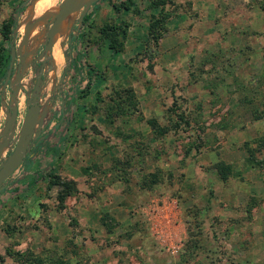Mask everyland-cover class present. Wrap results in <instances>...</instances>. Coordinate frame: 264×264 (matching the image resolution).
<instances>
[{
	"label": "rangeland",
	"instance_id": "1",
	"mask_svg": "<svg viewBox=\"0 0 264 264\" xmlns=\"http://www.w3.org/2000/svg\"><path fill=\"white\" fill-rule=\"evenodd\" d=\"M19 1L0 0V30ZM62 1L31 0L0 34V131L10 46L42 49L37 16ZM80 15L61 24L40 91L57 122L40 149L58 143L64 157L23 159L6 179L0 264H264V0H100ZM113 25L119 51L100 30ZM42 59L25 58L2 157ZM62 181L73 183L60 202ZM87 215L95 229L80 227Z\"/></svg>",
	"mask_w": 264,
	"mask_h": 264
},
{
	"label": "water",
	"instance_id": "2",
	"mask_svg": "<svg viewBox=\"0 0 264 264\" xmlns=\"http://www.w3.org/2000/svg\"><path fill=\"white\" fill-rule=\"evenodd\" d=\"M30 1L31 0H28L27 4ZM98 1L100 0H63L62 3L57 7L56 12L37 16L38 19L42 20V26H48L43 42H41L42 49L34 48L29 52H25L24 50H26L27 47H25L24 43L22 42H19L16 48L10 46L9 64H12L15 54H18V60L14 71V82L16 85L11 91H9V100L5 104L6 118L0 131V191L3 190L6 185V179L21 164L24 156L31 147L33 140H42L46 134L40 133L42 129V122H38L36 119L38 115L42 116L43 119L45 114L44 112L46 110L45 108L44 112H41L43 111V108L41 107L39 99L41 96L40 91L41 87L43 86L44 78L47 75V72L52 69V66H55V62L50 56L54 42L55 29L65 18L79 10H81V15L78 20L80 21L86 9L90 6H94V4ZM16 27L17 24L14 26L13 35L15 33ZM33 54L36 56L38 55L39 57L42 56L43 59L39 63V68L36 73L32 88L25 96V111L20 123L18 134L13 140V148L5 157H2L1 153L7 146L8 139L12 133L13 125L15 123L16 107L12 103L18 89L19 81L21 79V71L23 70V67L26 63L25 58ZM45 60H48V66L46 69L43 67Z\"/></svg>",
	"mask_w": 264,
	"mask_h": 264
},
{
	"label": "trees",
	"instance_id": "3",
	"mask_svg": "<svg viewBox=\"0 0 264 264\" xmlns=\"http://www.w3.org/2000/svg\"><path fill=\"white\" fill-rule=\"evenodd\" d=\"M27 2H28V0H22V1L17 2L16 6L13 8V15L12 14L9 15L8 18L2 22L0 34L3 38H5L7 40L10 39V36L8 35L7 31H9V28H12L16 25V17L22 12V10L26 6ZM87 18H88V15H85L82 19L85 20ZM115 28H116V26L113 25L110 28L102 27V28H100V30H101L103 35L110 36V35L106 34V31H108L109 29H115ZM113 35L114 36L113 37L110 36V39L108 40V44H107L108 48L112 49L113 51H119L120 45L117 44V38H115L116 35L115 34H113ZM70 39H71V37L69 35V42H70ZM68 48L71 49L72 46L69 45ZM8 60H9V54H7V58H6V61H8ZM3 62H4V60H2V58H0V63H3ZM71 62H72V65L74 66L75 61H71ZM41 144H42V140H38V139L33 140L31 147L29 148V150L27 151L26 155L23 158V159H26V162L24 164H22L25 169H27L29 164H31V160L36 155L37 150L41 146ZM223 167L224 166L219 165V176L222 180H224L226 178V173L223 172L224 170H222ZM68 182H70L71 184L73 183L71 181H68ZM68 182L62 181L59 183L64 188V189L60 188L61 192H59V194L57 196L59 198L60 202H62L64 197L66 195H68L72 190V189L68 190V188H69V185L67 186ZM57 184H58V182H57Z\"/></svg>",
	"mask_w": 264,
	"mask_h": 264
},
{
	"label": "crops",
	"instance_id": "4",
	"mask_svg": "<svg viewBox=\"0 0 264 264\" xmlns=\"http://www.w3.org/2000/svg\"><path fill=\"white\" fill-rule=\"evenodd\" d=\"M60 56H61V54H59V58H60ZM40 100H41V97L39 99V102H40ZM50 100H51V102L48 103V104H50V106L48 108H46L45 114L43 116V119H42V116H40V115H38V117L36 119V121L42 122V129H46V128L51 129L53 127L51 125H56V123H57V122H53L52 121L53 114L56 111V109H55V107L53 105V95H50ZM53 129L54 128H52L50 130L51 131L50 133L53 132ZM49 134L48 135L45 134L46 136L42 139V142H44L45 139H47V137L49 136ZM58 139H60L62 141V139L64 140V137L63 138H60L59 137ZM57 145H58V143L50 144L49 151L46 152L45 156L43 155L44 151H43V149H40L41 148V146H40L38 148L37 153H36L35 156L40 157V158L43 156V157L49 158V160L50 159L53 160L55 157H59V159H62L64 157V153L62 155L60 154L61 156L58 155V153H57ZM33 160L31 161V165L34 163ZM68 164H69V162L66 163L63 166L64 168H61L60 171L63 172V173H65L67 171V167H68L67 165ZM76 169H79L80 172L81 171H85V169L81 168L80 166H78ZM78 176L77 175H76V177L75 176H68V178L69 179H72V180H75L76 178H78ZM107 201L110 202L109 200H107ZM87 216L88 217L80 216L78 218V223L80 224V227L81 228L85 227V228H94L95 229L96 228V223L95 222H91L92 220L89 218V215H87ZM80 221H82V222H80ZM97 227H99V226H97ZM59 250H62V248L59 249ZM96 262H97V264H117V258L111 257V256L110 257L109 256H107V257L106 256L105 257L103 256V257L100 258V255H99V257L93 262V264H95Z\"/></svg>",
	"mask_w": 264,
	"mask_h": 264
},
{
	"label": "bare ground",
	"instance_id": "5",
	"mask_svg": "<svg viewBox=\"0 0 264 264\" xmlns=\"http://www.w3.org/2000/svg\"><path fill=\"white\" fill-rule=\"evenodd\" d=\"M36 4H38V1L36 3H33L31 6H35ZM32 7H30V9H32ZM38 8V7H37ZM40 9V8H39ZM34 11V10H33ZM34 13V12H33ZM36 13V12H35ZM69 17L65 18L58 26L57 28L55 29V32H54V42H53V46H52V49L51 51H54V57H53V60H55L56 62H58V59H59V54H60V37H61V24H63L64 22H67L66 20L68 19ZM27 22V20H26ZM70 23V20L68 21V24ZM66 24V23H65ZM21 26V25H19ZM66 26V25H64ZM24 29V28H23ZM63 33V32H62ZM59 39V40H57Z\"/></svg>",
	"mask_w": 264,
	"mask_h": 264
}]
</instances>
